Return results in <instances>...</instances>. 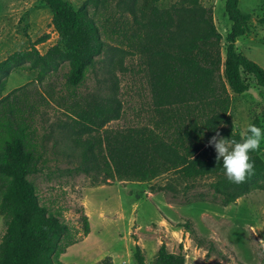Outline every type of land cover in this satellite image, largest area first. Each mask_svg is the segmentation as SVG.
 Wrapping results in <instances>:
<instances>
[{"label": "trees", "instance_id": "obj_1", "mask_svg": "<svg viewBox=\"0 0 264 264\" xmlns=\"http://www.w3.org/2000/svg\"><path fill=\"white\" fill-rule=\"evenodd\" d=\"M112 2L113 14L103 22L100 8ZM160 2L87 0L76 9L68 0H41L52 13L61 44L41 54L38 46L47 39L32 42L26 35L29 49L0 62V215L7 222L0 264H66L61 256L78 243L61 214L41 205L29 180L43 167L37 130L48 101L41 86L50 79L54 87L50 85L47 93L53 99L57 82L63 81L59 104L72 117L71 127L93 136L92 141H73L83 147L84 159L91 164L85 172L103 169L105 181L146 182L171 172L193 182L208 179L213 198L226 207L253 191H264V160L255 151L249 153L253 172L239 184L226 178L216 156H206L217 131L223 138L241 140L229 119L233 95L247 93L252 80L264 92V69L237 48L238 40L251 30L252 16L241 11L240 0H226L231 27L224 39L213 9L202 0H178L168 9H161ZM100 66H107L105 76H110L103 80L112 83L113 93L99 89L84 95L89 75ZM17 72L35 73L37 86L29 83L10 90ZM118 72L146 80L158 119L145 127L101 134L124 115L117 96ZM83 226L84 235H89L85 214ZM134 256L137 264H147L140 247ZM185 263L183 253H170L162 245L154 264ZM100 264L114 263L107 258Z\"/></svg>", "mask_w": 264, "mask_h": 264}, {"label": "rangeland", "instance_id": "obj_2", "mask_svg": "<svg viewBox=\"0 0 264 264\" xmlns=\"http://www.w3.org/2000/svg\"><path fill=\"white\" fill-rule=\"evenodd\" d=\"M21 1L0 0V62L17 51L29 49L27 7L44 8L41 0H24L29 4L19 5ZM68 1L79 9L87 0ZM177 1L161 0L159 7L168 9ZM202 2L213 9L214 23L225 39L231 27L225 15L226 0ZM113 4L100 8L103 22L113 14ZM240 9L252 16V24L250 32L238 40L237 48L264 69V0H240ZM41 17L43 25L32 35L47 39L38 46L40 53L46 54L61 43L52 25L50 10ZM222 54L225 58L224 42ZM101 66L89 75L82 89L84 95L99 89L103 94L113 93L112 83L103 80L110 76H105L107 66ZM117 74V96L124 115L110 122L101 134L108 131L111 135L130 126L145 127L158 119L146 80L141 75ZM62 82H57L55 99L47 93L50 85L54 87L51 79L41 86L48 100L43 109L45 119L37 130L38 141L43 146V167L39 174L29 177L36 186L41 205L50 212L60 213L70 227L72 238L78 241L61 256L62 262L100 264L111 258L114 264H137L134 255L140 247L146 263L154 264L161 246L165 245L170 253H183L185 264H264V191H253L226 207L213 198L208 179L193 182L171 172L146 182L118 179L106 182L103 169L85 172L91 164L84 159L83 147L73 141H92L93 136L79 134L71 127L72 117L59 104L62 103L59 99ZM29 83L37 86L35 73L17 72L9 89ZM251 84L247 93L233 95L229 119L233 132L238 135L249 124L264 129V92L256 81L252 80ZM255 153L264 160V140ZM206 156H216L213 146L207 148ZM99 161L103 168V159ZM83 214L90 223L87 236ZM179 224L183 227H178ZM6 230V218L0 215V242Z\"/></svg>", "mask_w": 264, "mask_h": 264}, {"label": "clouds", "instance_id": "obj_3", "mask_svg": "<svg viewBox=\"0 0 264 264\" xmlns=\"http://www.w3.org/2000/svg\"><path fill=\"white\" fill-rule=\"evenodd\" d=\"M241 140L223 138L217 131L209 140L216 152V160L222 165L226 178L233 183L243 182L246 175L253 172L254 164L250 160V152H254L264 140V129L249 124L246 131H241Z\"/></svg>", "mask_w": 264, "mask_h": 264}, {"label": "crops", "instance_id": "obj_4", "mask_svg": "<svg viewBox=\"0 0 264 264\" xmlns=\"http://www.w3.org/2000/svg\"><path fill=\"white\" fill-rule=\"evenodd\" d=\"M21 4L19 5H27L29 4L27 1H21L19 2ZM49 9L47 8H42V9H37V10H33L30 7H27V11L29 13V17H28V24L30 27V31H29V35L31 34V39L32 42H35L38 38H35L32 33H36L37 31H39V29H41L42 25H43V19H42V14L45 13V11H47Z\"/></svg>", "mask_w": 264, "mask_h": 264}]
</instances>
